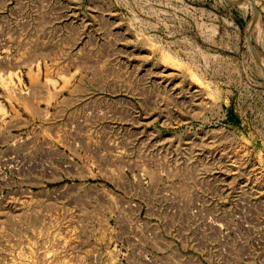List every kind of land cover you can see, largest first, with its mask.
I'll use <instances>...</instances> for the list:
<instances>
[{"label":"rangeland","instance_id":"1","mask_svg":"<svg viewBox=\"0 0 264 264\" xmlns=\"http://www.w3.org/2000/svg\"><path fill=\"white\" fill-rule=\"evenodd\" d=\"M235 1L0 22V264H264V0Z\"/></svg>","mask_w":264,"mask_h":264},{"label":"built area","instance_id":"2","mask_svg":"<svg viewBox=\"0 0 264 264\" xmlns=\"http://www.w3.org/2000/svg\"><path fill=\"white\" fill-rule=\"evenodd\" d=\"M25 3L26 0H0V22L10 20V18L23 22L25 16L18 12Z\"/></svg>","mask_w":264,"mask_h":264},{"label":"water","instance_id":"3","mask_svg":"<svg viewBox=\"0 0 264 264\" xmlns=\"http://www.w3.org/2000/svg\"><path fill=\"white\" fill-rule=\"evenodd\" d=\"M253 1V0H252ZM236 3H239L240 0L235 1ZM254 10H255V15H254V21L258 18L259 15V10L258 7L256 6V4H254ZM250 47L252 49V51L254 52V55L256 56V58H259L258 52L256 51L255 47L253 46L252 42L250 41ZM264 67V66H263Z\"/></svg>","mask_w":264,"mask_h":264}]
</instances>
